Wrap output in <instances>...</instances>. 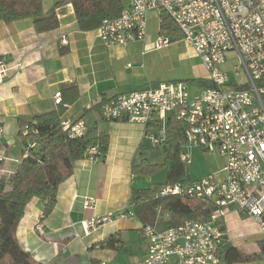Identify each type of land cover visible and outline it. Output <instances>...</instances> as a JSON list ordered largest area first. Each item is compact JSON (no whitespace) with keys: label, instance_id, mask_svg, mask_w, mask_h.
Instances as JSON below:
<instances>
[{"label":"crops","instance_id":"1","mask_svg":"<svg viewBox=\"0 0 264 264\" xmlns=\"http://www.w3.org/2000/svg\"><path fill=\"white\" fill-rule=\"evenodd\" d=\"M57 3H60L55 10L59 26L51 31L36 32L32 19L0 21V57L23 63L18 76L12 71L11 77L0 83V122L5 128L0 142V156L4 157L0 173L13 175L23 157L26 140L19 134L20 122L55 109L57 92H62L67 105L64 118L84 119L89 127L96 125L106 132L110 138L109 152L105 159L84 158L76 162L73 174L59 186L55 208L43 220L40 219L43 201L36 197L29 201L17 237L41 264H134L148 255V241L142 233V222L131 208L132 186L144 183L134 178L132 163L147 160L145 155L152 147L150 136L158 129L136 122L105 120L101 108L95 107L134 89L177 80L154 81L158 78L154 74L158 60L170 59L177 47H154L159 32H165L161 27L162 13L158 10L148 13L145 40L127 46H107L98 35V27L80 28L69 0H43L44 11L48 12ZM175 36L174 42L185 43L178 34ZM63 37L68 41L66 45L62 44ZM185 46L189 47L190 57L200 61L203 70L200 75L194 65V79L208 81L209 74L201 59L191 46L186 43ZM234 62L235 54L232 59L228 56L225 65L228 72L232 71ZM68 87L77 88V98L72 99L74 91H65ZM100 97L101 102L95 105ZM198 149L185 147L190 156L195 152L204 155ZM205 155L214 157L206 175L215 173L222 178L225 156L218 152ZM192 172L189 171L191 181L206 176H195ZM85 197L96 199L93 208H85ZM107 213H113L111 221L96 227L85 226L91 218ZM221 221L225 230L223 244L254 256L234 264H264L260 247L264 234L253 218L231 206ZM39 222L43 232L37 229ZM115 234H118L119 250L99 247L101 241ZM169 264H178L177 259L173 257Z\"/></svg>","mask_w":264,"mask_h":264},{"label":"built area","instance_id":"2","mask_svg":"<svg viewBox=\"0 0 264 264\" xmlns=\"http://www.w3.org/2000/svg\"><path fill=\"white\" fill-rule=\"evenodd\" d=\"M124 2L119 17L103 19L98 26L103 44L127 46L145 40L149 11H164L178 36L201 59L209 74V85L193 94L184 80L134 89L103 101L101 117L146 126L161 123L160 130L150 139L152 146L162 147L167 140L165 123L172 114L186 126L187 146L225 156L222 178L209 173L188 183L175 182L163 187L164 195L187 196L215 209L205 218L186 219L163 230L145 227L148 255L134 264H169L173 257L178 264H226L220 253L224 243L221 220L231 206L249 214L264 234V0ZM175 35L161 30L154 47H167L174 42ZM67 43L63 37L62 44ZM230 52L235 54L234 77L225 69ZM22 70V62L0 57V83L12 74L18 76ZM55 102H62L61 92L55 94ZM63 127L71 136H81L88 130L84 119H64ZM23 134H28L27 127ZM4 135L0 122V142ZM35 146V141L29 142L30 148ZM89 154L90 160H98L96 149H90ZM3 159L0 156V162ZM181 160L191 163L190 154L183 151ZM95 201L85 197V208H93ZM113 217V213L94 217L85 226L96 227ZM37 229L43 232L41 222Z\"/></svg>","mask_w":264,"mask_h":264},{"label":"trees","instance_id":"3","mask_svg":"<svg viewBox=\"0 0 264 264\" xmlns=\"http://www.w3.org/2000/svg\"><path fill=\"white\" fill-rule=\"evenodd\" d=\"M69 1L83 30L98 27L103 19L119 17L124 7L122 0ZM59 4L45 12L43 0H0V21L10 23L32 19L36 32L51 31L59 26L55 13ZM161 17V27L171 34H178L172 20L164 11ZM62 52L66 50L63 49ZM202 83L209 85L208 81ZM65 91H74L75 96L72 99L77 98L76 87H68ZM66 106L62 100L55 109L38 114L30 121L20 122L19 134L26 140L23 157L13 175L0 173V264H41L31 252L23 248L17 237V228L27 204L35 197L41 199L44 203L41 215L43 220L55 208L59 186L73 174L76 162L89 158L90 149H96L98 159H105L109 152V135L98 126H88L87 132L81 136H71L64 129ZM97 107L101 108V104L95 108ZM161 125L157 123L154 126L160 130ZM26 127L28 134L24 135L23 130ZM185 128L183 122L169 114L165 123L167 140L162 146V163H150L146 159L132 163L134 178L144 182H137L131 189L132 212L142 222L143 234L147 226L163 230L180 225L186 219L205 218L215 209L213 205L204 206L187 196L162 194L166 184L191 181L186 163L181 160V154L188 145ZM32 141L36 142L34 148L29 147V142ZM160 172H163L164 179L156 180L154 176ZM221 229L225 231L223 223ZM117 235L107 237L99 243V247L119 250ZM260 247L264 253V239L260 241ZM220 253L226 264L254 257L228 243L221 246Z\"/></svg>","mask_w":264,"mask_h":264},{"label":"rangeland","instance_id":"4","mask_svg":"<svg viewBox=\"0 0 264 264\" xmlns=\"http://www.w3.org/2000/svg\"><path fill=\"white\" fill-rule=\"evenodd\" d=\"M187 44V43H186ZM171 48L177 47L176 50L173 51L172 54H170V59H162L160 58L157 63V70L154 73L155 77L154 81H162V80H184L188 82L190 93H195L198 88H202L205 85L202 83L204 82L202 78H199V80L194 79V73L193 68L194 65L197 66L196 69H198V72H200V75L203 74L202 67L199 66V60H194L193 57H190V54L188 53L187 49L189 47L185 46V43L182 41L173 42L169 45ZM165 48V47H164ZM174 52H177V54H174ZM187 54V55H186ZM160 54L156 56L159 57ZM186 56V58H182L183 56ZM229 59H232L234 57V54H229ZM228 67V66H227ZM232 77H234V74L232 71H230ZM261 84V82H260ZM196 149L197 147H190ZM200 150L204 155L198 154V153H192V161L189 164H186L188 172L191 170L192 173L196 175H206L207 172H209V168L212 167L214 157L213 156H207L205 151L202 149ZM163 155L164 151L162 147H151L147 150V153L145 157L150 163H162L163 161ZM156 180H163V172H160L154 176Z\"/></svg>","mask_w":264,"mask_h":264},{"label":"water","instance_id":"5","mask_svg":"<svg viewBox=\"0 0 264 264\" xmlns=\"http://www.w3.org/2000/svg\"><path fill=\"white\" fill-rule=\"evenodd\" d=\"M100 102H101V97L98 98V99L96 100V102H94V104H95V105H98Z\"/></svg>","mask_w":264,"mask_h":264}]
</instances>
